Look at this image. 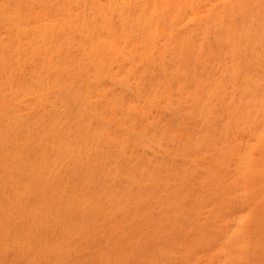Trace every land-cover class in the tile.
<instances>
[{
    "label": "bare ground",
    "instance_id": "1",
    "mask_svg": "<svg viewBox=\"0 0 264 264\" xmlns=\"http://www.w3.org/2000/svg\"><path fill=\"white\" fill-rule=\"evenodd\" d=\"M247 1L0 0V264H264Z\"/></svg>",
    "mask_w": 264,
    "mask_h": 264
},
{
    "label": "rangeland",
    "instance_id": "2",
    "mask_svg": "<svg viewBox=\"0 0 264 264\" xmlns=\"http://www.w3.org/2000/svg\"><path fill=\"white\" fill-rule=\"evenodd\" d=\"M248 1H249V0H248ZM248 1H247L245 4L249 5V4H250V1H249V4H248ZM254 1H255V0L252 1V3H254V4L252 5V3H251V5H252V6H255L256 4L258 5L259 0H257L258 3H257L256 1H255V2H254ZM252 6H251V7H252ZM246 7H247V6H246ZM248 7H249V6H248ZM255 7H256V6H255ZM245 9H246V8H244V10H245ZM246 10H247V9H246ZM246 10L244 11V15H246V19H248L247 17H248L250 14H252V10L250 9V11H251V12H250V11H249V8H248V12H250L249 15H248V13L246 14ZM239 11H240V10H239ZM240 13H241V12H240ZM242 13H243V12H242ZM250 16H252V15H250ZM250 16H249V18H250ZM252 17H253V16H252ZM238 18H239V17H237V19H236L237 21L240 20V19H238ZM254 18H255V17L250 18V19L253 20ZM243 19H245V18H243ZM254 20H255V19H254ZM237 21H236V24L239 23V21H238V22H237ZM248 21H250V20L248 19ZM255 21H256V20H255ZM255 21H254V23H256ZM246 22H247V21H246ZM250 22H251V21H250ZM241 23H242V20L240 21V24H241ZM252 23H253V22H252ZM252 23H251V26L248 24V25H249V28L252 27ZM241 25H243V23H242ZM238 26H239V27H242V26H240L239 24H238ZM240 29L242 30V28H240Z\"/></svg>",
    "mask_w": 264,
    "mask_h": 264
}]
</instances>
